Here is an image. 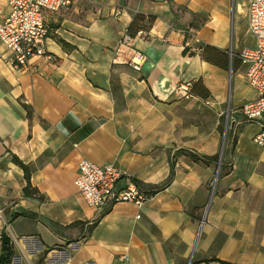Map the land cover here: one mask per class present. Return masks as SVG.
Masks as SVG:
<instances>
[{
  "label": "crops",
  "instance_id": "obj_1",
  "mask_svg": "<svg viewBox=\"0 0 264 264\" xmlns=\"http://www.w3.org/2000/svg\"><path fill=\"white\" fill-rule=\"evenodd\" d=\"M229 11L230 0H73L47 16L51 59L17 70L0 43V255L6 235L10 264H264L261 126L237 122L225 141L227 71L194 45L225 50ZM8 13L0 0V23ZM135 14L156 20L123 45ZM199 79L208 97L178 93ZM255 98L247 85L238 106ZM82 159L116 165L119 188L152 199L89 208L74 185Z\"/></svg>",
  "mask_w": 264,
  "mask_h": 264
},
{
  "label": "built area",
  "instance_id": "obj_2",
  "mask_svg": "<svg viewBox=\"0 0 264 264\" xmlns=\"http://www.w3.org/2000/svg\"><path fill=\"white\" fill-rule=\"evenodd\" d=\"M7 3L9 13L0 23V43L9 52L13 68L29 70L33 58L51 59L46 48L50 35L47 16L69 8L73 0H7ZM246 16L254 45L242 48L238 57L246 69V83L255 91L256 98L243 103L237 111L244 121L260 124L254 142L264 150V122H261L264 119V0H248ZM132 39L126 34L121 44L128 45ZM145 62L144 54L136 51L130 64L134 70L140 71ZM191 88L190 82L181 84L178 93L189 99L193 97ZM126 175L114 164L101 166L82 159L74 185L93 210L106 212L120 203H132L141 208L152 199V195L140 190L133 182L126 188H119Z\"/></svg>",
  "mask_w": 264,
  "mask_h": 264
},
{
  "label": "rangeland",
  "instance_id": "obj_3",
  "mask_svg": "<svg viewBox=\"0 0 264 264\" xmlns=\"http://www.w3.org/2000/svg\"><path fill=\"white\" fill-rule=\"evenodd\" d=\"M247 2L248 0H230V11L226 31L227 47L225 49L229 59V68L226 70V80L222 88V91H225L226 98L222 104L223 112L220 117V130L222 136L225 137V141L228 138L236 137L240 127L236 123L244 122L243 117L237 110L239 108V91L247 86L245 80L246 69L242 65L238 54L242 48L254 45V40L248 32V21L246 16ZM201 44L202 43L197 41L194 43L196 49H198ZM232 125L234 126L232 127ZM217 162H219V160ZM218 174H220V172L215 176L213 185L216 184Z\"/></svg>",
  "mask_w": 264,
  "mask_h": 264
},
{
  "label": "trees",
  "instance_id": "obj_4",
  "mask_svg": "<svg viewBox=\"0 0 264 264\" xmlns=\"http://www.w3.org/2000/svg\"><path fill=\"white\" fill-rule=\"evenodd\" d=\"M156 18L155 16H151V15H144V14H135L132 22L130 23L128 29H127V35L131 38H135L140 32L142 33H148L154 22H155ZM62 45L64 47H67V44L63 41H61ZM200 57L205 60L208 63H211L212 65H215L221 69L227 70L229 68V59H228V55L226 53L225 50L210 46V45H204L201 44L198 47V50ZM185 53H189L190 50L189 48H185L184 50ZM191 55H195V52H190ZM203 92H202V91ZM192 91H194V93H196L197 95H205V97H208V92L205 88V86L203 85V82L201 79H199L197 82H195L194 84H192ZM205 93V94H203ZM28 115L30 116L31 113L28 112ZM192 158L194 161H198L200 160V158L198 156L192 155ZM208 159H213L216 160L218 159V157H212V158H208ZM14 161L16 164H18L19 166H21L24 171H25V178L28 181V185L25 187V194L26 195H35L36 192L31 190L30 188V172L28 167H26L18 158H14ZM1 245H2V254L0 255V264H10L11 260L14 256V251H13V247L11 245V240L8 236L6 235H2L1 237Z\"/></svg>",
  "mask_w": 264,
  "mask_h": 264
},
{
  "label": "water",
  "instance_id": "obj_5",
  "mask_svg": "<svg viewBox=\"0 0 264 264\" xmlns=\"http://www.w3.org/2000/svg\"><path fill=\"white\" fill-rule=\"evenodd\" d=\"M224 139H225V137H224Z\"/></svg>",
  "mask_w": 264,
  "mask_h": 264
}]
</instances>
